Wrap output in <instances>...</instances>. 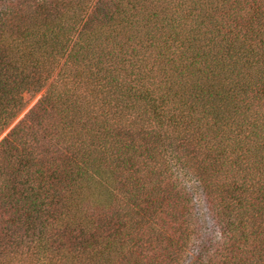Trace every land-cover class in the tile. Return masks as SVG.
Returning a JSON list of instances; mask_svg holds the SVG:
<instances>
[{
  "label": "trees",
  "instance_id": "obj_1",
  "mask_svg": "<svg viewBox=\"0 0 264 264\" xmlns=\"http://www.w3.org/2000/svg\"><path fill=\"white\" fill-rule=\"evenodd\" d=\"M6 128L0 264H264V0H0Z\"/></svg>",
  "mask_w": 264,
  "mask_h": 264
},
{
  "label": "rangeland",
  "instance_id": "obj_2",
  "mask_svg": "<svg viewBox=\"0 0 264 264\" xmlns=\"http://www.w3.org/2000/svg\"><path fill=\"white\" fill-rule=\"evenodd\" d=\"M40 94H41V92L35 94L34 96L26 95V94L24 95L25 106L22 109V111L17 115V117L14 119V121L10 124V126L13 125L20 117L23 116V114L33 105V103L36 101V99L39 97ZM8 128H6L0 134V138L5 134V132L8 130Z\"/></svg>",
  "mask_w": 264,
  "mask_h": 264
}]
</instances>
